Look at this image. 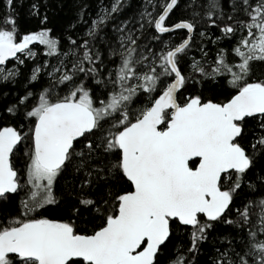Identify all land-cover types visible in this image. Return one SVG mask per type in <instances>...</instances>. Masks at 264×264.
<instances>
[{
    "label": "snow or ice",
    "instance_id": "1",
    "mask_svg": "<svg viewBox=\"0 0 264 264\" xmlns=\"http://www.w3.org/2000/svg\"><path fill=\"white\" fill-rule=\"evenodd\" d=\"M3 2L0 264H264V0Z\"/></svg>",
    "mask_w": 264,
    "mask_h": 264
},
{
    "label": "trees",
    "instance_id": "2",
    "mask_svg": "<svg viewBox=\"0 0 264 264\" xmlns=\"http://www.w3.org/2000/svg\"><path fill=\"white\" fill-rule=\"evenodd\" d=\"M89 5V10L94 14L97 5L100 0H85ZM107 3V0H104ZM31 3V0H23V4H20L17 0V11L20 14V24L22 27H32L34 21L31 17L27 15V7ZM49 8L51 9L49 15L51 17V24L49 27H54L57 34H59L63 29L67 28L68 24L74 21L75 10H74V0H49ZM4 10V2L0 0V13ZM129 15L131 13L129 12ZM80 26L78 25V29ZM42 50V46H39ZM209 49L213 50V46L209 44ZM11 64H9L10 66ZM52 215V213H48ZM211 252V245L205 244L201 251V256L199 258V264H207V257Z\"/></svg>",
    "mask_w": 264,
    "mask_h": 264
},
{
    "label": "flooded vegetation",
    "instance_id": "3",
    "mask_svg": "<svg viewBox=\"0 0 264 264\" xmlns=\"http://www.w3.org/2000/svg\"><path fill=\"white\" fill-rule=\"evenodd\" d=\"M10 66H11V65H10ZM10 66H9V67H10Z\"/></svg>",
    "mask_w": 264,
    "mask_h": 264
},
{
    "label": "rangeland",
    "instance_id": "4",
    "mask_svg": "<svg viewBox=\"0 0 264 264\" xmlns=\"http://www.w3.org/2000/svg\"><path fill=\"white\" fill-rule=\"evenodd\" d=\"M40 50V49H39Z\"/></svg>",
    "mask_w": 264,
    "mask_h": 264
}]
</instances>
